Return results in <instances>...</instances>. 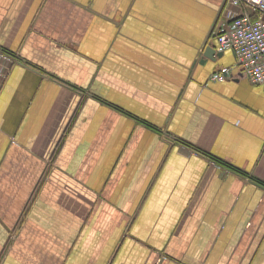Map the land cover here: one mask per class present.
<instances>
[{
  "label": "crops",
  "instance_id": "1",
  "mask_svg": "<svg viewBox=\"0 0 264 264\" xmlns=\"http://www.w3.org/2000/svg\"><path fill=\"white\" fill-rule=\"evenodd\" d=\"M225 2L0 0V264H264V89L203 55Z\"/></svg>",
  "mask_w": 264,
  "mask_h": 264
},
{
  "label": "built area",
  "instance_id": "2",
  "mask_svg": "<svg viewBox=\"0 0 264 264\" xmlns=\"http://www.w3.org/2000/svg\"><path fill=\"white\" fill-rule=\"evenodd\" d=\"M237 8V9H235ZM216 50L233 52L241 73L264 89V0H226L225 14L214 28ZM12 57L0 48V78ZM228 66L214 70L212 80L232 78Z\"/></svg>",
  "mask_w": 264,
  "mask_h": 264
},
{
  "label": "water",
  "instance_id": "3",
  "mask_svg": "<svg viewBox=\"0 0 264 264\" xmlns=\"http://www.w3.org/2000/svg\"><path fill=\"white\" fill-rule=\"evenodd\" d=\"M220 54L221 52L216 50V47L214 44L206 45V47L204 48V52H203L204 57L207 59H211V60H214L216 56ZM205 58L203 60H205Z\"/></svg>",
  "mask_w": 264,
  "mask_h": 264
}]
</instances>
